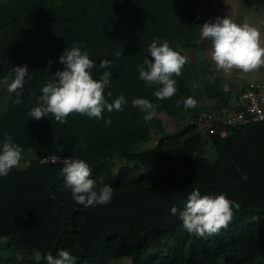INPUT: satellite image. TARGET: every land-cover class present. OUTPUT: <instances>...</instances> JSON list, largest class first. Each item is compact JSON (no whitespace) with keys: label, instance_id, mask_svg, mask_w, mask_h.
<instances>
[{"label":"trees","instance_id":"1","mask_svg":"<svg viewBox=\"0 0 264 264\" xmlns=\"http://www.w3.org/2000/svg\"><path fill=\"white\" fill-rule=\"evenodd\" d=\"M202 10V0H0V145L10 136L24 162L0 177V238L9 252L0 255V264H47L46 256L61 250L73 264L123 258L130 264H264V120L243 127L223 123L228 108H242L237 98L245 82L225 81L197 56L200 27L207 22ZM154 39L188 57L181 76L173 77L176 94L164 100L153 95L159 86H146L137 71L152 59L147 49ZM76 44L95 64L93 79L104 71L101 60L112 62L105 97L111 103L124 96L123 110L105 111L99 120L72 114L64 124L51 115L31 119L27 113L40 89L64 70L59 57ZM24 65L31 79L17 104L14 93L3 91L4 79L11 83V70ZM188 97L196 107H184ZM136 98L158 105L151 120L132 106ZM205 114L213 118L201 126ZM153 138L154 147L134 149ZM50 152L88 163L89 178L115 190L111 202L76 204L65 187L63 163L40 162ZM115 156L142 171L123 165L114 173ZM193 189L240 205L226 229L197 237L183 228L171 208L182 209Z\"/></svg>","mask_w":264,"mask_h":264},{"label":"clouds","instance_id":"2","mask_svg":"<svg viewBox=\"0 0 264 264\" xmlns=\"http://www.w3.org/2000/svg\"><path fill=\"white\" fill-rule=\"evenodd\" d=\"M201 38L211 41V60L218 70L230 72L233 69L243 73L258 70L264 66V46H262L261 32L247 23L237 24L226 16L217 17L213 22H205L201 27ZM151 60L144 59L137 66L139 79L146 86L158 85L153 95L164 100L173 97L177 92L176 80L182 74L184 66L188 63V57L173 50L169 43L154 39L147 49ZM121 56V52L116 53ZM58 62L64 66L63 71H57L51 75L48 82L40 89V96L36 99V106L32 107L27 115L34 120L51 115L55 121L64 124L67 117L72 114L87 116L97 120L103 118L105 111L111 113L123 110L126 103L124 96H119L111 103L105 97V89L110 85L113 67L109 60H101L99 68L103 69L100 78L93 79L91 70L95 67L86 51H82L76 44L66 49L59 57ZM52 61L48 62L50 68ZM14 78L8 83L7 91L14 93L17 99L14 103H21L20 89L25 85L26 78L31 79L27 66L15 67L11 70ZM35 95V93H33ZM108 97L112 92L107 93ZM180 102H177L179 107ZM184 107L194 108L197 101L188 97L183 100ZM132 106L145 113L144 119L151 120L158 105L148 99L136 98L132 100ZM106 123H111L108 119ZM23 149L12 142L10 136L5 135L0 145V177H5L10 170L19 166L22 160ZM55 161H61L59 156L52 157ZM61 174L64 176L65 187L70 189L73 201L85 208L96 205H107L113 198L114 189L109 184H101L90 179L92 169L82 159H64ZM240 205L229 200L225 195H202L197 189H193L187 196V201L182 209L171 208L173 215H178L183 228L197 237H205L218 234L221 229H226L231 223L234 211L239 210ZM47 264H73L74 258L67 250H61L57 256H46Z\"/></svg>","mask_w":264,"mask_h":264},{"label":"rangeland","instance_id":"3","mask_svg":"<svg viewBox=\"0 0 264 264\" xmlns=\"http://www.w3.org/2000/svg\"><path fill=\"white\" fill-rule=\"evenodd\" d=\"M264 2V0H263ZM251 4L248 5V3H244V1L242 0H202V11L205 13L206 15V21L207 22H213L215 20V18L220 17V18H224L226 16L230 17L233 22L238 23V24H244L245 22L247 23L248 20V15H250V25H252L253 27H261L262 21H261V16H260V10L257 5V1L255 2H250ZM261 3V2H259ZM253 4V6H252ZM248 7L247 12L245 7ZM255 7V9L253 10L252 8ZM257 7V8H256ZM251 10V11H250ZM242 12V14H240V17L237 16V13ZM250 11V13L248 12ZM219 15V16H218ZM247 17V19H246ZM248 24V23H247ZM262 28H264V25H262ZM199 53L197 54V56L199 57L200 60L204 61V60H208L209 63L212 64V67L216 68V65L214 64V62L211 60V50L212 48H207V41L208 40H203L201 38V35H199ZM208 46H211V43L208 44ZM195 54V50L192 49L189 51V55L190 57H193ZM262 71L264 72V66L261 67ZM218 70V69H217ZM221 74H223V79H225V81H229L230 78H234L235 80H238L237 83H243L245 80H257L259 78L262 77L263 73H260L258 75L254 74L253 72L251 73H242L240 70L237 69H233L230 72H225L223 70H218ZM254 74V76H253ZM1 85V83H0ZM2 90V87L0 88ZM0 90V91H1ZM4 92L7 90H3ZM3 97L0 96V108L2 109V104H3ZM153 131H150V135L152 136ZM157 139L153 138L152 141H148V142H140L138 144L135 145L134 149L135 150H144L150 147H154L156 145ZM207 146V145H206ZM210 157L214 156V152L212 148L208 149V153H207ZM111 162V170L116 173L118 171V168L120 166L123 165H129L134 169V172L136 174H139L142 169L141 167L138 166L137 163L135 162H129L127 163L126 160L122 157L119 156H115L112 158ZM24 166V162L21 160L20 164L17 168H22ZM3 243H4V239L0 238V255H5V254H9V252H5L4 248H3ZM18 255V254H17ZM110 264H130L129 259L123 258V259H118V260H112L110 262Z\"/></svg>","mask_w":264,"mask_h":264},{"label":"built area","instance_id":"4","mask_svg":"<svg viewBox=\"0 0 264 264\" xmlns=\"http://www.w3.org/2000/svg\"><path fill=\"white\" fill-rule=\"evenodd\" d=\"M238 105L239 108H228L226 116L223 118V123L231 127H243L251 123L264 120V75L257 80L245 82L243 90L239 93ZM213 118L210 114H205L201 126H206L207 121ZM54 156H59L61 161L52 159ZM64 159H72L70 155L61 154L58 152H50L40 157L41 163H62Z\"/></svg>","mask_w":264,"mask_h":264},{"label":"crops","instance_id":"5","mask_svg":"<svg viewBox=\"0 0 264 264\" xmlns=\"http://www.w3.org/2000/svg\"><path fill=\"white\" fill-rule=\"evenodd\" d=\"M242 1H244V3L246 2V3H248V5L247 6H249V4H251L250 2H256L257 1V3H258V5H257V7L259 8V9H261L260 10V16H261V21H262V24H261V27H256L260 32H261V36H262V46H264V28H262V25H264V2H263V0H242ZM259 2H261V3H259ZM245 7V9H246V12H247V9H248V7ZM252 6H253V4H252ZM252 6H251V8H252ZM250 7V6H249ZM256 7V8H257ZM253 10L255 9V7H253L252 8ZM251 11V10H250ZM250 11H248L249 13H250ZM240 14H242V12L240 11L239 13H237V16L238 17H240ZM248 15V20H247V23L250 25V21H249V19H250V15L249 14H247ZM219 16V15H218ZM246 19H247V17H246ZM246 23V22H245ZM238 24V23H237ZM250 26H252V25H250ZM254 74H257L258 73V75L260 74V73H263L264 74V72L262 71V69L261 68H259L258 70H254V71H252ZM251 72V73H252ZM243 73V72H242ZM250 73V72H249ZM254 74H253V76H254ZM263 76V75H262ZM247 81H250V79L249 80H245L244 82H247Z\"/></svg>","mask_w":264,"mask_h":264},{"label":"water","instance_id":"6","mask_svg":"<svg viewBox=\"0 0 264 264\" xmlns=\"http://www.w3.org/2000/svg\"><path fill=\"white\" fill-rule=\"evenodd\" d=\"M28 9V7L22 9L16 16H14L9 22L17 20L21 15L25 13V11ZM5 26V24L0 26V30Z\"/></svg>","mask_w":264,"mask_h":264}]
</instances>
